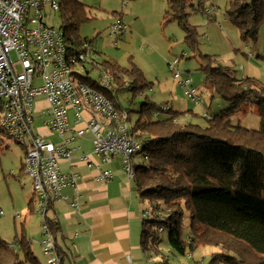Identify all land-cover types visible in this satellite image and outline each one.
I'll list each match as a JSON object with an SVG mask.
<instances>
[{"label": "trees", "instance_id": "trees-1", "mask_svg": "<svg viewBox=\"0 0 264 264\" xmlns=\"http://www.w3.org/2000/svg\"><path fill=\"white\" fill-rule=\"evenodd\" d=\"M166 1V22L177 21L189 47L199 53L197 26L189 20V8L196 0ZM205 1L198 0L200 7ZM228 1L227 13L241 28L243 37L256 39L264 19V0ZM61 3L60 28L71 54H76L85 42L92 47L94 38L89 40L79 34L81 24L91 18L88 6L81 0ZM205 57L208 63L202 64V70L206 83L230 104L214 116L204 114L206 124L186 119L189 111L173 110L169 105L164 108L166 104L158 105L148 95L138 110L126 109L127 120L132 113L137 114L131 133L143 144L139 153L149 157L148 162L134 164L135 186L139 196L155 202L158 210L155 218L142 223V252L147 257L160 255L159 232L166 229L170 245L179 253L185 254L205 244L220 247L207 263L201 264H264V84L254 77L239 78L236 70L219 64L214 55ZM97 65L112 77L109 86L77 70L75 73L80 80L107 94L120 112L125 109L118 102L117 93H131L133 105L136 97L152 88L153 82L147 80L143 69L132 59L127 66L114 59H104L101 66ZM252 100L261 115L260 127L252 129L233 123L234 114ZM161 111L168 116L157 118ZM160 203L165 206L163 217ZM186 214L191 219L188 238L182 234ZM47 223L66 264L68 253L56 241L59 221L49 216ZM18 241L27 249L26 259L41 264L26 238L22 236ZM6 244L0 237V246ZM165 259L157 264H165Z\"/></svg>", "mask_w": 264, "mask_h": 264}, {"label": "rangeland", "instance_id": "rangeland-1", "mask_svg": "<svg viewBox=\"0 0 264 264\" xmlns=\"http://www.w3.org/2000/svg\"><path fill=\"white\" fill-rule=\"evenodd\" d=\"M88 6L91 18L81 24L80 37L94 38L92 48L96 53L86 54L85 60L76 65V70L83 76H90L100 81L103 71L97 65H102L104 59H114L121 65L130 64V59L136 62L144 71L147 80L153 82L152 88L135 98L131 105L132 94L129 92L117 93V100L123 109L138 110L141 101L148 95L158 105H169L173 110L189 111L185 118H191L195 123L206 124L204 113L214 116L229 107V102L216 93L213 86L206 83L202 64L208 63L205 55H214L216 61L224 66L236 70L239 78L254 77L264 84V19L259 24L257 38L243 37L241 28L232 20L227 11L230 8L228 0H206L200 4L198 0L189 8V20L197 26L200 52H194L185 40V32L175 20L166 22L165 12L168 8L166 0H81ZM211 9V15L205 10ZM46 20L53 26L59 27L62 23L61 12L50 10ZM121 20L124 29L120 34H113L112 25ZM174 58H179L182 77L190 78L189 86L196 88V95L202 99L199 105L196 100L187 96V86H182L170 70L169 64ZM255 100V99H254ZM252 100L244 104L233 116V123L258 129L261 125V115L257 104ZM35 100L34 109L36 120L33 128L35 133L41 134L43 118L38 116L41 109ZM199 116H192L193 113ZM168 114L164 111L156 114L157 118L164 119ZM69 117L74 124V110L70 109ZM137 118L132 113L130 120L124 123L131 130ZM58 143L56 134L47 137ZM93 134L88 132L84 137L77 139L76 144H85V152L92 151ZM8 145V146H7ZM27 146L16 142L12 138L6 140L0 149V237L7 244L0 246V264H32L26 259V251L18 241L22 236L29 242L33 255L41 264H50L44 252L43 228L44 216L32 211L34 206V186L32 178L25 172L23 163ZM82 151V150H81ZM78 153V152H77ZM142 156L135 157V164L143 163ZM122 158L115 157L110 164L116 173H123L129 181ZM136 188V186H135ZM137 192V190H135ZM138 193V192H137ZM139 196V195H138ZM145 211L143 219L155 218V202L143 198ZM32 202L31 206L29 203ZM33 205V206H32ZM165 206L160 203L161 216L166 213ZM149 211V216L146 211ZM52 211H48L51 216ZM191 219L185 215L182 234L188 238ZM161 238V254L147 257L144 254V264H157L165 257V264H201L207 263L211 254L220 251V247L209 244L200 245L197 249L185 254L176 251L169 242V233L165 229L159 232ZM66 264H70L68 261Z\"/></svg>", "mask_w": 264, "mask_h": 264}, {"label": "built area", "instance_id": "built-area-1", "mask_svg": "<svg viewBox=\"0 0 264 264\" xmlns=\"http://www.w3.org/2000/svg\"><path fill=\"white\" fill-rule=\"evenodd\" d=\"M61 2L0 0V149L8 138L28 147L23 167L33 180L34 210L44 216L42 243L50 264H63V255L50 232L48 211L63 196L66 186L77 188L81 177L77 172L61 170L60 163L71 160L72 143L91 131L93 153L98 158L96 179L101 181L114 177V171L103 166L111 164L119 155L128 176L133 179L135 157L140 155L145 161L149 160L148 154L139 153L143 144L132 136L124 123L128 112L117 110L107 94L80 80L75 73L74 64L84 62L86 54L94 51L85 42L76 54H71L62 29L46 20V8L60 12ZM205 11L211 15V9ZM123 29L124 25L118 20L111 31L120 34ZM171 61L169 67L174 77L188 87L185 94L201 105L196 88L189 86L191 79L182 77L177 68L180 59ZM100 82L109 86L112 77L103 73ZM35 100L41 109L38 116L44 119L41 129L45 133L41 131V134L35 133L33 128L37 118ZM70 109L74 110V124L70 122ZM53 134L59 138L58 143L48 140ZM71 206L79 209L76 199ZM146 215L149 216L148 210Z\"/></svg>", "mask_w": 264, "mask_h": 264}, {"label": "crops", "instance_id": "crops-1", "mask_svg": "<svg viewBox=\"0 0 264 264\" xmlns=\"http://www.w3.org/2000/svg\"><path fill=\"white\" fill-rule=\"evenodd\" d=\"M88 141L92 144V140ZM75 142L71 145V160L62 161L60 166L63 172L81 175L77 188L66 186L63 196L52 204L51 216L48 215L59 221L56 241L68 253L67 261L70 264H144L140 237L145 206L135 191V183L125 174H117L110 164L103 168L112 169L114 177L108 181L97 180L98 158L93 147L91 152H85V144ZM75 199L78 210L71 206Z\"/></svg>", "mask_w": 264, "mask_h": 264}]
</instances>
